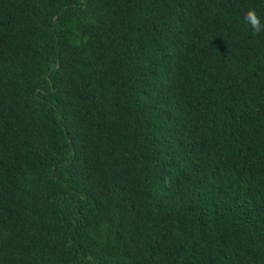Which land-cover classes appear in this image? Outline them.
Segmentation results:
<instances>
[{"label":"trees","instance_id":"obj_1","mask_svg":"<svg viewBox=\"0 0 264 264\" xmlns=\"http://www.w3.org/2000/svg\"><path fill=\"white\" fill-rule=\"evenodd\" d=\"M264 0H0V264H264Z\"/></svg>","mask_w":264,"mask_h":264},{"label":"clouds","instance_id":"obj_2","mask_svg":"<svg viewBox=\"0 0 264 264\" xmlns=\"http://www.w3.org/2000/svg\"><path fill=\"white\" fill-rule=\"evenodd\" d=\"M245 21L251 26L254 35H260L264 32V25L261 24V18L254 9L245 14Z\"/></svg>","mask_w":264,"mask_h":264}]
</instances>
